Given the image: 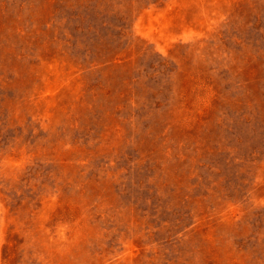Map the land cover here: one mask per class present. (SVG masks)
Instances as JSON below:
<instances>
[{
	"label": "rangeland",
	"instance_id": "obj_1",
	"mask_svg": "<svg viewBox=\"0 0 264 264\" xmlns=\"http://www.w3.org/2000/svg\"><path fill=\"white\" fill-rule=\"evenodd\" d=\"M0 264H264V0H0Z\"/></svg>",
	"mask_w": 264,
	"mask_h": 264
}]
</instances>
